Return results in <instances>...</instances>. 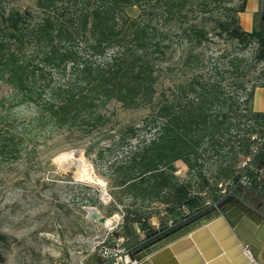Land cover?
<instances>
[{"label":"trees","instance_id":"16d2710c","mask_svg":"<svg viewBox=\"0 0 264 264\" xmlns=\"http://www.w3.org/2000/svg\"><path fill=\"white\" fill-rule=\"evenodd\" d=\"M18 1L0 0V83L9 90L0 98L6 111L0 117L1 157L19 158L20 140L32 141L36 129L47 126L58 131L84 125L83 133L91 134L106 125L102 109L111 101L132 109L150 106L142 127H128L107 151L127 149L125 161L113 170L115 187L134 204L162 208L159 235L173 229L169 221L178 226L206 211L207 198L218 200L222 179L233 182L232 197L264 205V183L258 188L254 174L264 163V148L252 170L238 166L251 151L247 122L264 126V113L252 108L254 90L247 92L244 80L264 63V9L246 32L239 14L247 0H24L21 8ZM209 34L223 37L234 52L204 71L201 50ZM174 50L182 53L191 76L161 92L154 104L158 63ZM21 108L34 116L19 130L10 117ZM140 131L144 140L132 145ZM210 160L217 163L213 183L205 168ZM178 161L188 169L187 180L176 175ZM247 175L251 192L242 183ZM149 217L126 209L122 228L130 244L142 243L131 226L146 236L156 231Z\"/></svg>","mask_w":264,"mask_h":264},{"label":"rangeland","instance_id":"374dc122","mask_svg":"<svg viewBox=\"0 0 264 264\" xmlns=\"http://www.w3.org/2000/svg\"><path fill=\"white\" fill-rule=\"evenodd\" d=\"M263 1L259 0V12L254 16L253 26L264 9ZM24 5H26L24 0L16 2L19 8ZM209 36L210 43L201 50L203 57L201 69L204 71L210 69V65L217 62L218 58L234 52L233 48L227 46L223 37L214 34ZM253 49L254 46H251L243 54L249 57ZM181 54L180 50L169 51L158 63L154 104L157 103L161 92L185 84L189 80L191 71L189 67L182 66ZM244 80L254 91L264 90V65L249 72ZM230 84L231 78L223 82L226 91L230 90ZM8 92V88L0 83V98ZM152 108L150 106L126 108L118 102L111 101L102 109V113L108 119L106 125L94 129L89 135L83 133L84 125L58 131H50V127L47 126L46 130L40 132L36 129L35 133L38 134L32 141L20 140L22 148L19 158L12 160L0 156V235L4 237V240H0V254L4 259L1 264H103L101 258L90 254V249L99 240L101 232L96 227L98 221L89 218V209L95 210L104 218V226L116 225L119 216L124 213L118 222L119 234L126 238L122 226L126 209L132 206L150 216L147 224L156 230L146 236L131 226V235H136L137 239L142 241L138 246L160 236L158 230L161 228V216H164L162 208H155L156 204H151V207L146 209V205H141L140 202L134 204L129 196L119 193L115 187L113 170L122 163L121 161H125L127 149L124 148L122 152L107 151L111 143L125 136L128 127L141 128L143 120L151 113ZM5 115L6 111L0 108V117ZM32 116L34 112L21 108L12 113L10 118L15 120L14 125H18L21 130L22 125ZM142 133L143 131H140L137 138L131 139L132 145L144 140ZM76 158H80L85 166H80ZM241 163L238 164L239 167L242 166ZM175 166L179 179L187 180V167L180 161L176 162ZM205 168L211 176L210 182H215L217 163L210 160ZM85 169L100 179L103 186L83 180L82 176L87 175ZM230 186L229 180L222 179L218 183L217 187L220 188V191H217L218 202L216 207L210 209L225 206L226 214L234 210L227 201L236 198L223 197L229 192ZM245 190L251 192L253 189L247 187ZM207 192L210 193L209 190ZM210 198L206 201H212ZM118 199H121V202ZM245 205L256 211L264 223V205L253 206L247 203ZM185 214L186 211L178 212L177 220H181ZM184 222L186 221L182 223ZM243 227L251 231L246 242V250L254 259V264H264V226L260 227V224H257L252 229L246 223ZM261 236L263 238L259 239ZM254 240L260 242L258 247L252 246ZM194 241L206 264H225L222 256L229 261L235 259L232 247L226 236L220 232L219 225L211 230L210 235L206 232L200 233ZM135 244L134 242L130 245Z\"/></svg>","mask_w":264,"mask_h":264},{"label":"water","instance_id":"95a60500","mask_svg":"<svg viewBox=\"0 0 264 264\" xmlns=\"http://www.w3.org/2000/svg\"><path fill=\"white\" fill-rule=\"evenodd\" d=\"M227 203L231 204L233 211L226 214L225 206L208 209L171 231L144 243L132 254V258L138 264H206L194 238L203 232L210 235L211 230L219 225L220 232L226 236L235 255L232 261L222 256L225 264H254V259L246 250V242L251 231L243 227V224L248 223L253 229L257 224H260V227L264 226V223L256 211L238 199H230ZM241 219L242 222L239 223ZM93 220H97L98 223L104 222L102 216ZM262 238L263 236L259 237ZM253 245L258 247L260 242L254 240Z\"/></svg>","mask_w":264,"mask_h":264},{"label":"built area","instance_id":"2783aa9c","mask_svg":"<svg viewBox=\"0 0 264 264\" xmlns=\"http://www.w3.org/2000/svg\"><path fill=\"white\" fill-rule=\"evenodd\" d=\"M264 65V63L259 66ZM253 89L250 85H246V91L250 92ZM246 128L251 130L246 134V137L252 142L250 154L242 161L241 167H247L252 170V161L254 157L260 152L261 149L264 148V126H254L252 121L247 122ZM254 130V131H253ZM254 174L257 175V187L260 188L261 183H264V163L260 168L254 169ZM243 185L252 188V181L250 176H245L242 181ZM234 187L233 182H231V186L229 188V192L223 195L231 196L232 188ZM220 189V188H219ZM220 191V190H219ZM224 191V190H223ZM218 194V193H217ZM200 195H205L204 193ZM217 201H209L205 203V209L208 210L211 207H216ZM124 213H121L119 216L120 221L123 217ZM117 221L116 225L113 226H104L103 223H98L96 225L97 229L100 230L101 234L99 240L93 244L90 249V254L95 255L103 260V264H138L132 258V254L138 250L137 245H128V238H122V236H118L120 232V222ZM169 228H175L173 226V222H168ZM117 234V236H116ZM247 253H249L247 251Z\"/></svg>","mask_w":264,"mask_h":264},{"label":"crops","instance_id":"0c3cea01","mask_svg":"<svg viewBox=\"0 0 264 264\" xmlns=\"http://www.w3.org/2000/svg\"><path fill=\"white\" fill-rule=\"evenodd\" d=\"M259 12V0H247L245 12L239 14V20L242 28L246 32H250L253 28L254 16ZM254 100L252 101V108L256 112L264 113V90L256 89L254 91ZM256 99V106H255ZM130 243L128 242V245ZM139 248L141 246H138ZM138 248V249H139Z\"/></svg>","mask_w":264,"mask_h":264},{"label":"bare ground","instance_id":"6f19581e","mask_svg":"<svg viewBox=\"0 0 264 264\" xmlns=\"http://www.w3.org/2000/svg\"><path fill=\"white\" fill-rule=\"evenodd\" d=\"M77 159V158H76ZM77 160H79V165L80 166H85V164H84V162L80 159V158H78ZM85 171L87 172V169H85ZM87 175H85V176H82V179L83 180H87V181H89V182H92V183H96V184H98L99 186H103V182L100 180V179H98L95 175H93L92 174V172L90 173L89 171L86 173ZM88 212H89V214H88V216H89V218L90 219H97V218H99L100 217V215L98 214V212H96L95 210H93V209H89L88 210ZM246 224V223H245ZM244 224V225H245ZM238 226V225H237ZM247 228V227H246ZM250 230V229H249ZM256 238V237H255ZM250 239V238H249ZM257 239V238H256Z\"/></svg>","mask_w":264,"mask_h":264}]
</instances>
